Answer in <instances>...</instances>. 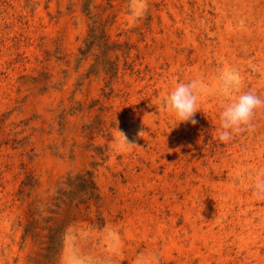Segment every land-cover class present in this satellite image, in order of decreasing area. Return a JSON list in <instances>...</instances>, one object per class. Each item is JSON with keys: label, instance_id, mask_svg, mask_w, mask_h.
<instances>
[{"label": "rangeland", "instance_id": "obj_1", "mask_svg": "<svg viewBox=\"0 0 264 264\" xmlns=\"http://www.w3.org/2000/svg\"><path fill=\"white\" fill-rule=\"evenodd\" d=\"M197 78L176 125L164 96ZM247 91L264 0H0V264H264V107L217 137Z\"/></svg>", "mask_w": 264, "mask_h": 264}, {"label": "clouds", "instance_id": "obj_2", "mask_svg": "<svg viewBox=\"0 0 264 264\" xmlns=\"http://www.w3.org/2000/svg\"><path fill=\"white\" fill-rule=\"evenodd\" d=\"M224 87L221 93L227 95L229 88H239L241 77L237 70L226 69L221 73ZM205 91L201 80L190 79L176 82L164 96V106L169 110L178 122L190 121L195 124L194 114L199 110V96ZM264 107V99H261L252 91L242 92L235 98H230L223 103L219 112V129L217 137L221 142H229L234 134L254 130L253 117L256 111ZM126 139V138H125ZM252 194L264 196V177H258L253 181Z\"/></svg>", "mask_w": 264, "mask_h": 264}, {"label": "trees", "instance_id": "obj_3", "mask_svg": "<svg viewBox=\"0 0 264 264\" xmlns=\"http://www.w3.org/2000/svg\"><path fill=\"white\" fill-rule=\"evenodd\" d=\"M92 31H94V30H92ZM93 37H95V35L93 34Z\"/></svg>", "mask_w": 264, "mask_h": 264}]
</instances>
